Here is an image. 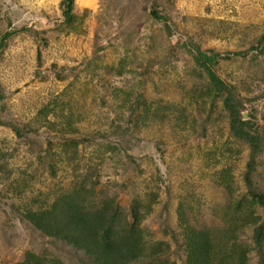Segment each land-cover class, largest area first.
<instances>
[{
  "label": "rangeland",
  "instance_id": "rangeland-1",
  "mask_svg": "<svg viewBox=\"0 0 264 264\" xmlns=\"http://www.w3.org/2000/svg\"><path fill=\"white\" fill-rule=\"evenodd\" d=\"M60 2L0 0V41L10 34L0 57L4 94L0 151L8 155L16 175L34 162L31 170L37 180L31 183L28 196L59 194L60 188L70 184L66 173L50 178L45 165L36 161L55 140L40 128L41 119L36 120L39 111L52 103L59 115L64 109L65 114L81 118L78 128L84 134L114 132L112 122L121 126L107 141L117 148L115 155L105 153L94 141L80 145L74 157L79 154L97 168L95 179L102 186L116 183L123 206L133 194L139 193L145 201L150 191L160 195L159 205L144 223L149 239H169L164 234L166 220L176 222L175 209L182 200L194 208L190 213L193 223L218 225L213 212L229 199L218 173L231 166L234 193L243 195L247 148L242 146L238 157L226 161L220 152L229 141L228 126L222 121L204 125V115L197 116L195 130L188 126L174 134L167 126H156L133 133L136 114L118 109L123 99L116 92L129 91L132 104L142 102V96L147 103L163 105L187 101V91L201 79L195 70L194 44L203 52L220 54L215 70L227 83L259 70L251 63L256 56L264 61L259 55L264 54L260 39L264 0H76L75 20L70 25L64 22ZM154 2L164 19L152 16ZM253 45L260 48L258 52L248 51ZM233 52H245L247 57ZM122 66L126 69L119 76ZM252 88L254 102L247 105L248 112L260 119L264 116V84ZM13 127L21 130V137ZM6 188L1 183L0 264L21 261L26 250L58 254L11 209L14 201L4 197Z\"/></svg>",
  "mask_w": 264,
  "mask_h": 264
},
{
  "label": "trees",
  "instance_id": "trees-1",
  "mask_svg": "<svg viewBox=\"0 0 264 264\" xmlns=\"http://www.w3.org/2000/svg\"><path fill=\"white\" fill-rule=\"evenodd\" d=\"M75 1L60 2L65 24L70 25L75 20ZM158 11L154 2L152 16L164 19ZM9 37L10 34H6L0 41V57ZM260 39L264 41V34ZM257 47L253 45L248 51L258 52L260 48ZM192 48L195 49V70L201 79L197 86L187 91V101L163 105L160 101L147 103L142 96V102L132 104L129 91L117 90L123 99L118 109L136 114L131 131L137 134L156 126H167L174 134L188 126L195 130L198 117L203 115L204 125L219 124L220 121L227 124L229 141L220 155L229 162L239 156L242 146L247 148L246 170L242 176L244 194L236 197L234 174L231 166H227L218 173L219 184L229 196L228 203L213 212L219 219L218 225L198 226L193 223L190 213L194 208L182 200L175 209L176 222L166 220L164 234L169 239H149V233L143 227L159 205L160 195L150 191L145 201L139 193L133 194L128 205L123 206L118 189H115L116 183L102 186L95 179L99 173L97 168L80 159L79 154L74 157L80 145L94 141L99 142L105 153L115 155L117 148L107 141L110 135L114 136L122 129L121 126L112 122L114 132L98 130L84 134L78 128L81 118L65 114L64 109L59 115L57 105L51 103L39 111L36 120L41 119L40 128L42 126L53 134L55 140L49 142L44 156L39 153L36 161L45 165L50 178L66 173L70 184L67 188H60L59 194L38 192L35 196H28L31 183L37 180L31 170L34 162L16 175L8 162V155L0 151V185H7L4 197L14 201L10 207L21 221L58 254L51 250L42 253L26 250L23 259L15 264H264V171L261 170L264 116L258 119L248 112L247 107L254 102L252 87L257 83L264 84V61L259 62L256 56L251 65L260 67L259 70L254 69V73L237 78L234 84L227 83L215 70L220 54L203 52L196 44ZM233 54L247 57L245 52ZM37 55L40 60V50ZM125 69L122 66L119 76ZM3 100L0 83V105ZM245 112H248V119L244 117ZM1 124L7 125L6 122ZM12 129L21 137L18 127Z\"/></svg>",
  "mask_w": 264,
  "mask_h": 264
},
{
  "label": "water",
  "instance_id": "water-1",
  "mask_svg": "<svg viewBox=\"0 0 264 264\" xmlns=\"http://www.w3.org/2000/svg\"><path fill=\"white\" fill-rule=\"evenodd\" d=\"M33 27H38V24H33ZM245 118H247V117H245Z\"/></svg>",
  "mask_w": 264,
  "mask_h": 264
}]
</instances>
